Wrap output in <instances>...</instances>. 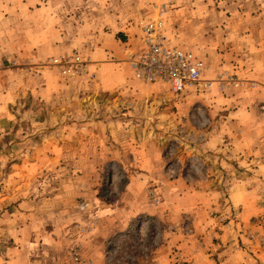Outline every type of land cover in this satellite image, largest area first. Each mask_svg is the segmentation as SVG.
Returning <instances> with one entry per match:
<instances>
[{
    "label": "crops",
    "instance_id": "0c3cea01",
    "mask_svg": "<svg viewBox=\"0 0 264 264\" xmlns=\"http://www.w3.org/2000/svg\"><path fill=\"white\" fill-rule=\"evenodd\" d=\"M93 1L0 2V21L5 25L0 30L6 40L14 41L16 17L18 26H24L26 32L23 34L22 47L27 50L22 54L24 61L30 64L45 62L51 55L76 49L89 61L88 67L94 73L93 78L71 77L58 69L52 70V74H59L66 81L47 84L46 87L42 84L45 82L44 76H40L37 83L35 78L25 73L21 78L22 70L16 71V76L12 74L10 78L11 82L1 84L0 119L6 118L10 122L14 120L16 116L7 109L12 101L17 102L27 94H33L44 101L55 100L60 106H76L86 98L96 100L101 94L114 93L127 83L135 82L128 59L131 52L143 47V26L155 14L153 3L158 0L152 2V5L144 0L140 13L129 19L125 4L121 0H115L114 7L117 6L118 11L109 12L105 20L91 23V28L83 31L78 27L77 19H82L84 12L79 10L88 8ZM161 1L166 8L167 34L172 43H182L187 49L198 53L216 73L229 71L246 80L247 86L243 88L225 91L216 85L212 88L215 87L220 94L234 95L231 98L218 95L216 100L233 105L234 108L230 119L232 125L236 126V134L233 133L235 128L231 131L236 143L231 151L242 153V163H255L253 170L264 175V17L250 18L235 16L234 13L225 18L222 12H216L209 14V20H206L203 11L202 16H188L178 0ZM16 2L19 3L20 12L15 11ZM221 17L224 19L220 23ZM203 21V32L197 34L194 25L198 22L202 24ZM42 71L47 73L46 70ZM13 72L15 71H10ZM132 75L135 79L127 82V78L132 79ZM161 83L163 82L143 84L153 90L160 87ZM220 98L224 100H219ZM78 114L75 111L64 115L61 112L54 113L53 120L59 121V124L64 122L56 127L55 133L64 139L38 147L34 151L35 160L28 163L31 170L46 171L43 174L44 194L38 198L43 211L31 210L30 206L34 205L31 202L37 199L33 200L31 196L27 198L28 178L21 187L22 192L8 190L3 197L0 196V208L2 204L8 206L15 200L18 204L15 206L16 213L13 208L0 211V230L3 222H9L5 230L13 233L15 242L24 240L22 248H59V242L63 243V237L68 232L61 230L63 225L56 224L58 219L70 221L71 217L68 215L77 209V200L86 198L92 202L88 221L92 226H79L82 222L80 217L72 220L78 226L75 228L76 236L73 241L80 243L84 257L93 264H112V258L109 260L107 255L114 237L121 233L132 236L139 225V215L155 213L153 205L145 202L142 188L164 182L166 172L163 155L155 144L148 146L146 140L135 143L134 130L119 126L109 117H89L90 122L84 123L85 127L76 128L73 119L78 118ZM79 115V119H84ZM68 117L70 120H66ZM69 121L71 123L66 124ZM221 138L222 135L217 133L211 142L218 144ZM51 169L53 172H50ZM81 169L83 171L79 173L78 170ZM116 170L126 173L127 180L123 181L125 187L120 194L108 199L101 195L100 190L106 185L107 173L109 175ZM182 179L174 178L170 181L173 185L172 196L183 201L196 200V206L203 204L197 211L199 224L196 231L178 229V234L174 233L166 244L156 247L155 256L149 264H264V223L262 227H255L251 223L256 216L264 218V204H260L255 192L247 189L246 192L237 191L233 194L234 208L243 206L239 215L241 222H235L234 219L228 220L224 213L214 215L211 194L202 191L195 194L186 192L183 187H187L188 183ZM180 189L184 191L183 194L179 193ZM27 190L29 191L28 188ZM19 193L23 196L20 201ZM240 193L246 194L240 198ZM191 209L192 206L184 209L178 204L175 205L173 214L179 215ZM43 217L48 218L46 223L37 224L36 220ZM17 219L22 221L15 224ZM55 220L58 222H54ZM90 229L94 233L86 235ZM240 232L247 233V238L243 236L241 240L242 244ZM250 235L255 238L251 240ZM176 249L178 251L173 253ZM11 253L15 252L12 251L9 255ZM11 260L14 257L8 261ZM117 261L114 260V264Z\"/></svg>",
    "mask_w": 264,
    "mask_h": 264
},
{
    "label": "rangeland",
    "instance_id": "374dc122",
    "mask_svg": "<svg viewBox=\"0 0 264 264\" xmlns=\"http://www.w3.org/2000/svg\"><path fill=\"white\" fill-rule=\"evenodd\" d=\"M154 1L145 0L151 5ZM178 1L182 8L187 11L188 16H202L203 11L206 20H209V14H215L216 12H222L225 18L232 16L234 13L235 16L264 17V0ZM114 2L115 0H94L88 8L80 9L79 11L83 10L84 13L82 19H77V22H79L78 27L86 31V29L91 28V23L101 22L105 20L109 12L118 11V7H114ZM121 2L125 4L127 18L129 19L140 13L144 0H121ZM18 6L19 3L16 2L15 11L20 12ZM5 12L4 9L3 13ZM1 14L2 12L0 16ZM223 19V17L219 19L220 23ZM17 21L18 17L15 21L14 41L11 39L6 40V36L0 30V93L3 90L1 84L7 85L8 82L12 81L10 79L12 74L16 76V71L20 70H22L21 78L25 73L35 78L37 83L38 78L44 76L46 83L42 84L46 87H48L47 84L66 81L59 74H52L51 71H57V69L44 66L43 62L30 64L23 60L22 54L27 51L22 47L24 43L23 34L26 31H24V26H18ZM1 24L0 21V29L5 28V25ZM204 24L203 21L202 24L198 22L194 25L197 34L203 32L202 26ZM179 35H183V33ZM51 57L53 55L47 59ZM11 70L15 72L10 73ZM42 70H46L47 73H43ZM216 74L215 69L208 64L206 76L214 78ZM134 79L132 75V79L128 77L127 82ZM159 86L152 90L135 79V82L127 83L114 93L101 94L96 100L86 98L82 101L84 105L78 103L76 106H60V104L55 103V100L44 101V99H38L33 94H27L17 102L12 101L7 110L16 117L11 122L7 121L6 118L0 119V196L3 197L8 190L22 192L21 187L29 178L27 184L29 191L26 188L27 198L31 196L33 200L37 199L31 202L34 204L30 206L31 210L43 211L38 198L44 194L43 174L46 171L31 170L28 163L35 160L34 151L38 147L46 143L48 145L55 144L56 141L64 139L63 136L61 137L55 133L56 127L61 123L64 124V122L59 124V121L53 120L54 113L61 112L64 115L75 111L84 118L79 119L80 115L78 114L79 117L73 119L76 128L82 129L85 127L83 126L84 123L90 122L89 117L90 119L92 117L101 119L109 117L119 126L134 130L135 143L146 140L149 143L148 146L155 144L163 155V166L166 172L164 182L161 181L160 184L142 188L145 202L153 205L155 213L139 215V225L132 236L128 237L125 233H121L114 237L112 242L114 247L109 250L107 255L109 260L112 258V264H114V260H118L116 264L152 263L156 247L166 244L175 235L174 233L178 234V229L184 228L189 232L196 231L199 224L197 211L203 204L196 206V200L183 201L175 199L172 196L173 189L171 187L173 185L170 183L174 178H181V181L182 178L186 180L188 185L183 187L186 192L194 194L200 191L210 193L213 199L212 209H214V215L224 213L228 220L234 219L235 222H241L239 215L243 210V206L234 208L235 205L232 203L233 194L235 195L237 191L253 190L260 204H264V184L262 183L264 175L257 170H253L255 163H242V159H244L240 156L242 153L231 151L232 146L234 147L236 143V139H234L231 132L235 128L233 133L236 134V126L232 125L233 122L230 119L234 108L233 105L219 103L216 100H218V95H223L224 98H231L234 95L220 94L217 89H214L215 87L205 91L188 89L183 93L175 94L168 85L161 83ZM224 98L219 100H224ZM66 120H70V117ZM239 132H241V129H239ZM217 133H220L222 138L220 143L215 144L211 141ZM65 139L69 140L68 137ZM77 139L80 138L77 137ZM242 157H245V155ZM245 159L250 162L247 158ZM78 171L81 173L83 170ZM50 172H53V169ZM114 172L109 175L107 173L106 185L104 189L100 190L101 195L108 199L117 197L125 187L123 181L127 180L126 173L120 170ZM151 190L156 193L157 202L155 203L150 198ZM180 190L179 193L183 194L184 191ZM242 193H240V198L246 194L242 195ZM18 196L21 198L18 199L19 201L23 199L20 193ZM81 201H88L90 206L84 210L80 209L79 204ZM178 204L181 208L189 209L192 206L193 209L174 215L173 209ZM17 205V200L8 206L2 204L0 211L13 208L16 213L15 206ZM91 206L92 202L89 199L79 198L77 209L72 210L68 215V217H71L70 221H64L61 218L58 219L59 222L54 221L58 222L56 224L63 225L61 230L68 232L63 237V243L59 242V248L45 250L34 249V247L28 248L27 246L22 248L24 240L15 242L13 233L5 230L6 224L9 222H3L2 230H0V264H75L67 252L70 244L75 239V228L78 227L72 220L80 217L82 222L78 225L88 226ZM12 216L15 217V215ZM17 220L15 224L22 221V219ZM47 220L48 218L43 217L38 221L36 220V223L43 224ZM251 223L255 227H262L264 218L263 216H256L254 222L252 219ZM92 232L90 229L86 235L93 234L94 232ZM258 232L262 234L261 231ZM240 234H242V237L239 235L242 244L241 240L244 237L247 238V233L240 232ZM254 238L253 235H250L251 240ZM260 242L262 243V241ZM261 246L263 247V244ZM11 250L15 253L9 255L12 252ZM177 251L178 249L173 253ZM11 257H14V260L8 261Z\"/></svg>",
    "mask_w": 264,
    "mask_h": 264
},
{
    "label": "built area",
    "instance_id": "2783aa9c",
    "mask_svg": "<svg viewBox=\"0 0 264 264\" xmlns=\"http://www.w3.org/2000/svg\"><path fill=\"white\" fill-rule=\"evenodd\" d=\"M153 8L155 14L143 26V47L131 52L128 59L137 80L143 83H166L175 94L188 89L205 91L214 85L224 91L247 86L246 80L229 71L219 72L214 78H208L206 61L198 53L187 49L182 43L170 41L164 3L161 0L155 1ZM88 63L78 50L73 49L53 56L42 64L56 68L66 76L93 78L94 73L89 69ZM150 198L154 203L157 202L154 190L150 191ZM89 206L88 201H81L79 204L83 210ZM68 253L75 264H93L84 257L77 241L70 244Z\"/></svg>",
    "mask_w": 264,
    "mask_h": 264
},
{
    "label": "trees",
    "instance_id": "16d2710c",
    "mask_svg": "<svg viewBox=\"0 0 264 264\" xmlns=\"http://www.w3.org/2000/svg\"><path fill=\"white\" fill-rule=\"evenodd\" d=\"M113 241H114V239H113ZM112 247H114V245H113L112 242H111L110 245H109L108 253H109V250H110ZM119 257H121V256H119ZM117 259H118V258H117Z\"/></svg>",
    "mask_w": 264,
    "mask_h": 264
}]
</instances>
